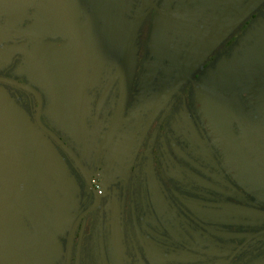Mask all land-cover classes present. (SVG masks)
I'll return each instance as SVG.
<instances>
[{
	"label": "flooded vegetation",
	"instance_id": "obj_1",
	"mask_svg": "<svg viewBox=\"0 0 264 264\" xmlns=\"http://www.w3.org/2000/svg\"><path fill=\"white\" fill-rule=\"evenodd\" d=\"M262 30L264 0L0 6V189L28 263L264 264ZM77 41L84 88L61 99L29 60Z\"/></svg>",
	"mask_w": 264,
	"mask_h": 264
},
{
	"label": "water",
	"instance_id": "obj_2",
	"mask_svg": "<svg viewBox=\"0 0 264 264\" xmlns=\"http://www.w3.org/2000/svg\"><path fill=\"white\" fill-rule=\"evenodd\" d=\"M30 2L31 0H0V6L7 8L13 3L24 6ZM61 10L63 9L55 10L54 20L63 17L59 13ZM65 20L66 25L63 27L77 23L74 14L65 15ZM47 26L48 22L40 24V27ZM86 54V49L77 41L66 52L50 48L45 52L34 53L29 63L51 82L52 89L59 98H72L84 88L88 70H85L82 62ZM246 68L251 80L248 87L249 97L264 114V30L257 34L247 49ZM25 242L22 217L9 197L0 189V264H29L24 255Z\"/></svg>",
	"mask_w": 264,
	"mask_h": 264
}]
</instances>
